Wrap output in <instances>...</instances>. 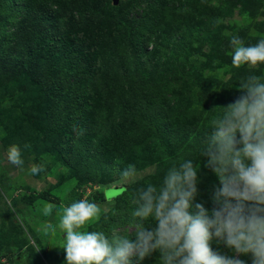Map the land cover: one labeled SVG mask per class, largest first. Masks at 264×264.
Here are the masks:
<instances>
[{"label": "trees", "instance_id": "obj_1", "mask_svg": "<svg viewBox=\"0 0 264 264\" xmlns=\"http://www.w3.org/2000/svg\"><path fill=\"white\" fill-rule=\"evenodd\" d=\"M174 4L177 0H120L118 5L113 0H24L26 13L18 20L12 0H0L3 143L24 141L30 145L27 152L40 154L39 160L51 155L71 164L70 176L61 175L62 181L76 176L83 165L94 166L95 175L112 172L118 178L129 164L137 172L155 166L135 189H119L115 206L91 230L110 235L115 228L136 224L131 201L136 189L158 184L169 167L185 159L201 164L197 202L205 206L219 185L200 153L211 121L222 109H213L202 124L201 116L189 120L196 113L187 110L184 76L171 62H158L159 42L150 48L164 35L157 12ZM175 43L171 38L170 55H175ZM165 70L167 80L156 77ZM68 76L80 79L70 87ZM194 81L205 87L200 77ZM106 198L102 190L89 201L99 204ZM157 255L143 261L134 256L131 264H160Z\"/></svg>", "mask_w": 264, "mask_h": 264}, {"label": "clouds", "instance_id": "obj_2", "mask_svg": "<svg viewBox=\"0 0 264 264\" xmlns=\"http://www.w3.org/2000/svg\"><path fill=\"white\" fill-rule=\"evenodd\" d=\"M230 46L234 67L264 63V38L245 46L234 35ZM239 85L241 95L234 102L214 107L222 111L211 121L200 153L219 180L215 206L209 210L196 201L201 164L197 167L191 159L169 167L158 184L136 189L135 240L116 230L111 235L87 230L100 209L87 199L74 201L63 208L58 223L45 226L61 232L66 264H131L134 256L143 261L154 253L160 264H248L241 256L251 264H264V80L250 75ZM7 159L24 164L19 145L9 146ZM44 167L34 164L30 172L38 175ZM136 175L132 164L121 172L124 179ZM54 207L46 204L44 215L50 216Z\"/></svg>", "mask_w": 264, "mask_h": 264}, {"label": "rangeland", "instance_id": "obj_3", "mask_svg": "<svg viewBox=\"0 0 264 264\" xmlns=\"http://www.w3.org/2000/svg\"><path fill=\"white\" fill-rule=\"evenodd\" d=\"M12 8L16 19L25 16L24 0H12ZM157 15L163 23L164 35L161 39L155 38L150 48L159 42L157 54L162 59L158 62L162 65L171 62L178 76H184L181 86L188 91L187 110L196 113L189 120L201 116L198 120L202 124L215 106L234 102L241 95L239 83L248 76L258 75L264 80V63L236 68L230 55L232 36L238 35L245 46L264 38V0H177V4L164 7ZM171 38L177 44L175 55L168 53ZM64 46L70 49L69 44ZM180 55L182 59L177 61ZM165 71L166 74L156 77L167 80L168 71ZM194 77H200L205 87L197 86ZM68 79L67 84L72 86L80 78L68 76ZM41 108L47 109L45 104ZM2 136L0 132V264H66L65 250L60 247L61 232L46 230L45 226L58 223L66 205L80 199L89 200L96 192L106 191L107 198L96 204L100 209L98 220L85 226L90 231L115 206L114 197L119 189L131 191L143 177L155 171V166H149L138 171L134 178L124 179L112 172L95 175L94 166L83 165L76 176L62 181L61 175L70 176L71 164L51 155L39 160L40 154L27 152L26 142L5 145ZM14 144L21 149L22 166L13 165L7 159V150ZM34 164H43L44 171L31 174ZM219 186L208 195L210 201L205 207L213 206V195ZM110 192L113 194L109 195ZM48 203L55 207L50 216H45L43 209ZM114 230L121 235L135 236V224ZM245 260L249 262L250 258Z\"/></svg>", "mask_w": 264, "mask_h": 264}, {"label": "water", "instance_id": "obj_4", "mask_svg": "<svg viewBox=\"0 0 264 264\" xmlns=\"http://www.w3.org/2000/svg\"><path fill=\"white\" fill-rule=\"evenodd\" d=\"M113 3L115 4V5H118L119 3H120V0H113ZM119 191V190H118Z\"/></svg>", "mask_w": 264, "mask_h": 264}, {"label": "snow or ice", "instance_id": "obj_5", "mask_svg": "<svg viewBox=\"0 0 264 264\" xmlns=\"http://www.w3.org/2000/svg\"><path fill=\"white\" fill-rule=\"evenodd\" d=\"M112 194H113V193H111V192L109 193V195H112Z\"/></svg>", "mask_w": 264, "mask_h": 264}]
</instances>
